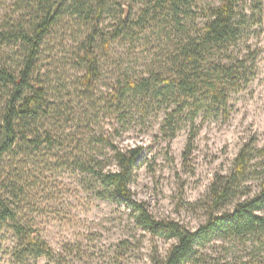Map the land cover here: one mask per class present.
<instances>
[{
	"label": "trees",
	"instance_id": "16d2710c",
	"mask_svg": "<svg viewBox=\"0 0 264 264\" xmlns=\"http://www.w3.org/2000/svg\"><path fill=\"white\" fill-rule=\"evenodd\" d=\"M104 16L113 22L110 31L100 29ZM71 23L78 28L72 67L80 96L90 102L96 84L115 64L101 110L121 128L134 117L161 116L158 130L168 141L189 127L190 146L196 121L226 118L231 95L255 75L257 53L240 44L262 24V0L249 6L242 0L11 1L0 23V229L13 237L14 264H72L70 255L56 253L25 216L50 159L56 168L84 175L94 197L127 208L138 229L170 242L156 264H264V145L253 139L241 147L230 172L211 182L207 219L195 229L156 219L145 203L133 199L130 186L143 148L116 144L119 130L111 135L91 129L95 115L78 121L77 132L67 137L72 149L60 156L66 139L61 129L72 122L71 114L65 104L51 101L42 55L49 37ZM116 42L130 49L145 42L142 71L122 67V59L111 63ZM217 241L239 255L213 258L205 247ZM223 250L227 254L229 248Z\"/></svg>",
	"mask_w": 264,
	"mask_h": 264
},
{
	"label": "rangeland",
	"instance_id": "374dc122",
	"mask_svg": "<svg viewBox=\"0 0 264 264\" xmlns=\"http://www.w3.org/2000/svg\"><path fill=\"white\" fill-rule=\"evenodd\" d=\"M11 1L0 0V23L9 12ZM242 1L249 6L256 0ZM113 8L117 6L114 4ZM112 23L111 18L104 16L100 29L110 31ZM254 30L255 34L247 43L240 44L241 48L250 47L257 53L253 79L231 95L226 118L196 121L197 131L189 146V127L178 131L175 138L168 141L158 130L161 116L144 121L134 117L121 128L101 110L99 103L109 94L117 72L115 64L109 66L96 84L90 102L82 98L77 84L79 75L72 67L78 28L72 23L58 28L43 51L41 75L48 81L51 101L65 104L69 116L71 114L72 122L61 129L66 139L60 156L66 149H72L67 137L77 132L78 121L95 115L91 129H102L111 135L115 134L114 129L119 130V136L114 137L116 144L143 148L130 186L133 199L145 203L156 219L175 221L195 229L207 219L209 187L213 179L230 172L233 160L249 140L253 139L259 147L264 145V0L262 24ZM130 48L127 43L116 42L110 52L111 63L122 59V67L130 65L129 69L142 71L141 60L148 57L144 51L145 42L135 49ZM46 164L48 168L40 176L42 186L30 194L33 209L27 210L25 216L56 253L70 255L68 260L71 259L72 264H156L165 256L171 243L152 238L138 229L127 208L94 197L87 188V179L78 171L56 168L51 159ZM250 184L253 192L257 191L256 183ZM12 246V235L1 228L0 264H14L9 253ZM224 248H229L227 254ZM205 251L219 259L239 255L236 248L219 241L206 246ZM38 264H46V261Z\"/></svg>",
	"mask_w": 264,
	"mask_h": 264
}]
</instances>
